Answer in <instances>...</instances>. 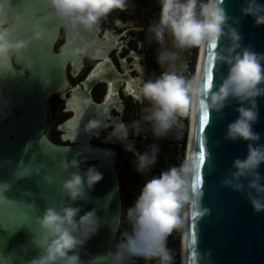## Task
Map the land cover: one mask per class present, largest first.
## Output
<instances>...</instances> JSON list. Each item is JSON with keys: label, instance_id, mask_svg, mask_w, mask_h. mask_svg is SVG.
I'll use <instances>...</instances> for the list:
<instances>
[{"label": "clouds", "instance_id": "9594fccd", "mask_svg": "<svg viewBox=\"0 0 264 264\" xmlns=\"http://www.w3.org/2000/svg\"><path fill=\"white\" fill-rule=\"evenodd\" d=\"M10 2V0H9ZM158 19L148 26L151 38L161 47L157 63L167 66L155 79H138L135 97L147 101L142 120L150 125L152 134L164 137L183 118L200 109L220 112L231 102L238 106L237 117L226 125L224 139L246 141V155L233 160L230 171L221 185L240 192L253 211H264V176L258 171L264 164V144L261 134L254 130L259 112L257 98L264 96V53L241 44L242 36L236 25L239 17L231 16L224 7V0H158ZM50 20L58 23L66 33L81 38L68 48L64 55L78 59H95L96 46L90 34L99 31L101 21L113 11H124L128 0H45ZM241 16H250L255 25H264V4L257 0H245L240 7ZM30 31V35L25 33ZM46 35L45 29L25 12L9 16L7 8L0 5V68L7 65L12 54L26 51ZM170 37L172 48L165 47V37ZM227 41L215 53V61L227 66L226 75L214 89L202 83L197 71L184 75L187 65L181 60V51L203 49L209 42ZM107 127L100 118H89L83 124V132L90 137L99 136ZM130 127L138 134V124L131 126L119 122L111 126L108 138L121 142L125 151L136 157L134 169L144 173L156 163L159 148L150 145L149 150L138 152L133 141L128 140ZM71 148H65L56 167L68 175L60 184L66 197L59 204L46 207L37 216L38 234L33 243L38 249L35 257L26 264H83L80 249L96 234L100 221L94 208L81 213L89 192L103 179V173L94 165L81 171V152L71 157ZM200 159L190 156L179 165L162 170L141 187L132 206L127 209L130 232L122 234L115 250L108 253L109 264H131L133 258L156 264H170L171 254L167 238L173 230L183 229L184 209L193 202L194 191L191 176L200 169ZM74 169V171H69ZM7 183H0V204H5ZM14 251H0V264H15Z\"/></svg>", "mask_w": 264, "mask_h": 264}, {"label": "water", "instance_id": "95a60500", "mask_svg": "<svg viewBox=\"0 0 264 264\" xmlns=\"http://www.w3.org/2000/svg\"><path fill=\"white\" fill-rule=\"evenodd\" d=\"M245 0H224V7L233 17L242 36L241 44L264 53V25H255L250 16H241ZM264 4V0H257ZM9 16L25 12L46 32L40 41L26 51L12 54L0 68V183H7L8 201L0 204V251H14L15 264H26L38 249L33 240L38 234L37 216L52 204L66 197L60 184L68 175L56 164L65 148L71 157L81 152L84 164L94 165L103 179L89 192L81 213L94 208L99 217L98 231L80 249L83 264H109L108 253L118 233L122 218L119 179L110 153L85 143L61 145L47 136L50 94L66 85L65 58L53 49L59 24L48 17L45 0H0ZM30 35V31L25 33ZM227 41L221 39L216 47L209 42L198 49L195 73L202 83L214 89L227 73V66L215 61V53ZM211 67L213 79L207 80ZM259 119L254 130L261 134L264 144V96L257 98ZM233 101L220 112L204 109L191 113V131L186 158L198 156L204 160L190 179L195 193L193 202L184 209L182 264H264V211H253L243 194L222 186L221 181L232 171L235 158L246 155V141L224 139L226 125L238 113ZM188 138V136H187ZM69 171H74L70 169ZM258 171L264 176V164ZM151 179L147 177L146 181ZM264 183V181H262Z\"/></svg>", "mask_w": 264, "mask_h": 264}, {"label": "flooded vegetation", "instance_id": "af4514ba", "mask_svg": "<svg viewBox=\"0 0 264 264\" xmlns=\"http://www.w3.org/2000/svg\"><path fill=\"white\" fill-rule=\"evenodd\" d=\"M132 1L133 10L110 14L101 21L99 31L87 37L95 41V59L65 56V51L81 37L66 33L59 25L53 49L65 58L66 85L48 98V138L61 145L85 143L107 150L118 179L121 168L134 166L136 157L133 152L125 151L121 142L109 139L108 133L116 123L131 126L137 122L138 134H133L130 127L128 140L134 142L138 152L150 144V125L142 120L148 104L138 100L134 91L138 79L158 76L156 42L148 26L158 18L155 11L159 4L155 5L153 0ZM89 118H100L107 125L100 130L98 138L83 132V124ZM149 176L153 175L145 176L144 183ZM119 190L122 197L121 179Z\"/></svg>", "mask_w": 264, "mask_h": 264}, {"label": "rangeland", "instance_id": "374dc122", "mask_svg": "<svg viewBox=\"0 0 264 264\" xmlns=\"http://www.w3.org/2000/svg\"><path fill=\"white\" fill-rule=\"evenodd\" d=\"M155 1V5L159 4L158 0ZM135 7L132 0H128V7L126 8V11L129 12V10H133ZM118 11H113L111 14H117ZM157 15H159V9L155 11ZM158 19V18H156ZM160 45L156 43V50L157 55L160 50ZM165 47L171 49V39L170 37H165ZM197 48H191L181 51V60L187 65V69L184 72V75L186 76H192L195 74V67H196V60H197ZM160 73L162 71L167 70V66H161L159 65ZM160 75V74H159ZM190 119H191V113L188 117L183 118L180 121V125L174 127L168 135L164 137L157 138L155 137L151 130V139L150 144L144 145L141 149V153L149 150L150 145H157L159 148V152L157 155L156 163L149 167V172L146 173H138L135 171L134 166H126L122 167L119 173V179H121L122 182V189L123 194L121 197L122 200V218L120 227L118 230V233L116 235V238L120 236V234L125 231V228L127 227L131 231V227L127 221L126 218V212L127 209L133 205L136 197L139 194V191L141 187L144 184V177L152 174L158 175L162 170H166L171 166H177L179 165L184 159H186V152L188 147V138L189 136V128H190ZM133 170V172H132ZM150 177V176H149ZM125 210V211H124ZM123 212H125L123 214ZM126 221V222H125ZM128 231V232H130ZM123 234V233H122ZM115 238V239H116ZM182 241H183V229L173 230L172 233L167 238V248L172 251L174 250V254H176L177 259L173 260V264H181V250H182ZM137 261H139L140 264H150L151 262L153 264H156L155 260L153 261H145L140 258H135Z\"/></svg>", "mask_w": 264, "mask_h": 264}, {"label": "trees", "instance_id": "16d2710c", "mask_svg": "<svg viewBox=\"0 0 264 264\" xmlns=\"http://www.w3.org/2000/svg\"><path fill=\"white\" fill-rule=\"evenodd\" d=\"M157 43V42H156ZM157 72H158V76H159V74H160V70H159V66L157 65ZM88 165L87 164H84L83 165V167L84 168H86ZM125 211V210H124ZM125 212H123V214H124ZM126 218H127V216H126ZM126 222V221H125ZM128 231H130L127 227L125 228V231H123L122 233H125V232H128ZM122 233L120 234V236H118V238H116L114 241H113V243H112V251H114L115 250V245H116V243L120 240V239H122ZM170 254H171V257H172V259H171V262H170V264H173V260L174 259H177V257H176V254H174V250H172V251H170ZM131 264H140L139 263V261H137L135 258H133V260L131 261ZM175 264V263H174Z\"/></svg>", "mask_w": 264, "mask_h": 264}, {"label": "snow or ice", "instance_id": "6c2138e0", "mask_svg": "<svg viewBox=\"0 0 264 264\" xmlns=\"http://www.w3.org/2000/svg\"><path fill=\"white\" fill-rule=\"evenodd\" d=\"M212 46L216 47V42H212ZM206 74H207V80L211 82L213 79V70L210 66L206 69ZM206 86L210 87V83H206ZM206 119H207V111L204 112V121H206ZM197 157L200 159V162L202 163L204 160V153L200 151Z\"/></svg>", "mask_w": 264, "mask_h": 264}, {"label": "bare ground", "instance_id": "6f19581e", "mask_svg": "<svg viewBox=\"0 0 264 264\" xmlns=\"http://www.w3.org/2000/svg\"><path fill=\"white\" fill-rule=\"evenodd\" d=\"M191 122H192V119H190V128H189V131H191ZM190 133V132H189ZM190 135V134H189ZM188 143H189V136H188ZM189 146V144H188ZM182 250H183V241H182ZM182 259V258H181ZM183 263V259L181 260V264ZM150 264H153L152 262Z\"/></svg>", "mask_w": 264, "mask_h": 264}]
</instances>
